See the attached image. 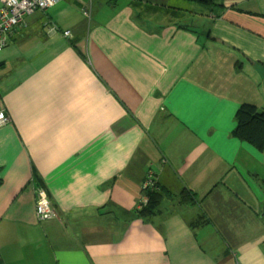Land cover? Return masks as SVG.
Returning a JSON list of instances; mask_svg holds the SVG:
<instances>
[{"label": "crops", "instance_id": "0c3cea01", "mask_svg": "<svg viewBox=\"0 0 264 264\" xmlns=\"http://www.w3.org/2000/svg\"><path fill=\"white\" fill-rule=\"evenodd\" d=\"M219 3L60 0L13 30L0 264H264V151L230 136L241 103L264 111V0ZM149 170L195 203L165 197L140 219ZM39 185L52 220L36 219Z\"/></svg>", "mask_w": 264, "mask_h": 264}, {"label": "trees", "instance_id": "16d2710c", "mask_svg": "<svg viewBox=\"0 0 264 264\" xmlns=\"http://www.w3.org/2000/svg\"><path fill=\"white\" fill-rule=\"evenodd\" d=\"M115 1L116 0H107V3L115 4ZM187 1L196 4L207 11H212L215 8L222 6L221 3H219V0H187ZM157 9L158 8L151 7V10L153 11ZM166 9L168 10L166 11L170 13H173V11L177 12L175 9L170 7ZM184 27L185 26L181 25L178 26L177 28L186 30V28ZM234 121H235V126L230 136L240 142L246 143L254 150H256L258 153H262L264 151V111L259 110L253 104L244 102L241 103L237 108L234 116ZM156 184H157L156 190H153L148 193L149 201L147 205L142 210L137 211V216L140 219L145 220L156 215L160 210V206L163 200L165 199V197L175 198L176 202L180 205L191 206L195 203L194 201L195 195L189 191L183 190L177 196L170 195L169 192H164L162 189H160V187L158 186V182H156ZM39 187H43V186L39 185ZM34 206H35V200H34ZM40 222H44V221H40Z\"/></svg>", "mask_w": 264, "mask_h": 264}, {"label": "built area", "instance_id": "2783aa9c", "mask_svg": "<svg viewBox=\"0 0 264 264\" xmlns=\"http://www.w3.org/2000/svg\"><path fill=\"white\" fill-rule=\"evenodd\" d=\"M60 0H0V50L9 39V35L19 26L26 17L36 12H46L59 3ZM88 14L87 12L85 13ZM64 36H70L68 31ZM8 122L7 115L0 111V127ZM157 180L152 171H147L141 183V195L137 202V209L142 210L149 201L148 193L156 190ZM35 216L38 221L55 218L48 196L43 187L35 189Z\"/></svg>", "mask_w": 264, "mask_h": 264}, {"label": "rangeland", "instance_id": "374dc122", "mask_svg": "<svg viewBox=\"0 0 264 264\" xmlns=\"http://www.w3.org/2000/svg\"><path fill=\"white\" fill-rule=\"evenodd\" d=\"M171 6H179L185 10L188 11H193L197 13H205L206 10H203L201 7H199L196 4H193L187 0H169ZM205 11V12H204ZM180 24H183L184 26H188L190 29H192L196 35L203 40V35H202V29L199 28L198 24L191 22L190 20L187 19H182L181 21H178ZM204 25V22H202L201 26Z\"/></svg>", "mask_w": 264, "mask_h": 264}]
</instances>
